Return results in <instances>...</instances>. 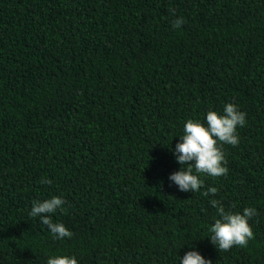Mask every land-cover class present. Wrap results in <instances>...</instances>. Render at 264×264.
Here are the masks:
<instances>
[{
  "label": "trees",
  "instance_id": "obj_1",
  "mask_svg": "<svg viewBox=\"0 0 264 264\" xmlns=\"http://www.w3.org/2000/svg\"><path fill=\"white\" fill-rule=\"evenodd\" d=\"M229 102L227 174L180 192L184 122ZM51 196L71 238L29 215ZM212 200L256 210L246 246L210 243ZM188 244L264 264V0H0V264H179Z\"/></svg>",
  "mask_w": 264,
  "mask_h": 264
},
{
  "label": "clouds",
  "instance_id": "obj_2",
  "mask_svg": "<svg viewBox=\"0 0 264 264\" xmlns=\"http://www.w3.org/2000/svg\"><path fill=\"white\" fill-rule=\"evenodd\" d=\"M183 19L173 21V28H179ZM246 113L233 103H225L222 112L209 110L201 121L188 119L183 125V134L178 136L180 142L171 149L180 169L168 179L180 192L197 193L203 186L201 176L221 177L227 174L223 145L237 146L239 143L238 128L246 124ZM42 183H49L47 179ZM218 189L208 188L205 195L215 194ZM65 200L62 196H51L44 200H34L29 215L39 218L43 225L57 240L71 238L73 233L63 224L53 222V215L63 211ZM213 207L218 209V217L209 227L210 243L216 249L227 251L234 246H246L253 237L249 220L256 215V210L246 207L241 211H226L218 200H212ZM189 250L179 257V264H212L198 250L195 244H188ZM45 264H79L75 255L51 254Z\"/></svg>",
  "mask_w": 264,
  "mask_h": 264
}]
</instances>
